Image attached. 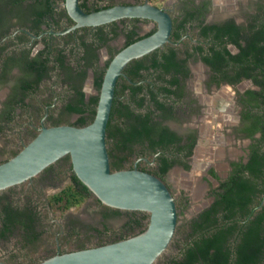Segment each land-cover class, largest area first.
<instances>
[{"label":"flooded vegetation","instance_id":"1","mask_svg":"<svg viewBox=\"0 0 264 264\" xmlns=\"http://www.w3.org/2000/svg\"><path fill=\"white\" fill-rule=\"evenodd\" d=\"M145 1L80 0V5L84 10L94 11L119 3ZM149 1L165 7L171 14L173 30L170 40L149 54L132 60L125 67L117 85L122 88L129 82L132 87H142L138 91V98H128L132 108L138 109L139 99L144 97L141 110L155 109V118L160 125L169 127L178 137L172 150L160 149L152 157L137 156L132 164L127 163L125 167H137L157 175L156 168L161 163L158 160L161 153H165L169 160L173 161L163 180L176 197L180 224L183 208L195 203L202 204L203 208L197 214L208 208L216 199V193L222 190V183L233 173L237 164H247L254 149L264 151V132L260 126L263 124V119L260 118L264 114L263 97L248 93H258L262 91V86L252 77L245 75L237 81L232 80L237 76L239 65L231 62V58L224 52V60L216 61L211 49L215 45V49L225 51L226 48L231 54H238L241 48L230 39L229 34L222 35L221 39L215 38L218 28L227 27L230 23L235 24L241 30L240 43L245 46L246 40L243 36L251 34L252 29L260 28L264 22V0H167V3L161 5L155 0ZM13 7L8 0H0V135L7 131L11 137L9 146L6 150L3 149L7 158L12 157L19 147L22 148L31 141L43 126L74 124L80 114L68 113L67 105L71 101L76 102L80 92L85 94V102H89L92 96L99 93L95 86L97 69L102 70L108 62L110 63L121 49L129 45L130 39L143 38L157 29L155 21L134 17L99 26H81L68 30L75 21L67 11L65 0H24L21 6L15 8V14L12 13ZM31 8H34V12L40 9L46 12L44 15L32 13ZM205 27H209V30L207 35L202 36ZM81 39L91 44L80 47L78 54L79 47L73 51L72 47L80 45ZM169 45L175 48V59L179 62L176 70L148 67V70L141 69L137 80L133 74H127V67L133 66L135 60L141 59L144 64L150 66L152 55L157 53L158 49L164 51ZM199 45L203 46L202 50L198 49ZM56 48L64 50L66 62H70L72 69L61 68L54 56L58 51H55ZM206 55L216 61L217 67L205 59ZM46 57L48 70L46 72L43 69L45 76L37 85L34 84L36 88H26V81L37 77V70H31L30 63L36 60L37 67L38 60H45ZM132 90L131 87L128 88L127 93ZM155 95L163 104L162 107L156 108L153 100ZM23 97L26 104L24 106L21 100ZM11 102L16 112L12 118L9 117V112H12L9 106ZM23 112H26L29 120L21 124ZM72 116L73 119L66 120ZM35 117L40 118L38 123L35 122ZM65 160L66 157L55 162L39 175L52 171L45 178L49 179L56 171L61 170ZM173 170L190 179L189 183L203 186L197 199L185 186L178 193L174 192L168 180ZM68 172L71 182L72 172ZM37 176L28 180V185L33 186ZM43 185L40 184V188ZM66 185L55 192L62 190ZM37 192L39 199L28 203L23 200H11L15 197L4 193V190L0 191V196L6 197L3 202L13 206L16 211H27L25 206L32 204L30 208H33L31 211L36 214V220L41 218L44 211L47 212L48 220L57 228L54 255L66 252L59 241L60 236H83L86 235L84 231L89 228L96 235L101 234L102 227H107L109 212H114V208L96 198L98 203L95 206V215L92 213L90 217L85 218L82 213H72L73 210H81L93 200V197H89L80 206L71 207L58 218L55 213H61L55 211L47 199L52 193L39 190V187ZM121 211L127 214L136 210ZM36 220L34 223L37 232H44ZM100 224L103 226L100 227ZM119 231H108L109 240L122 239L125 233ZM87 246V242H80L76 249ZM16 258L17 262L0 259V264H26L29 261L28 256ZM45 258L47 257L38 258L33 264Z\"/></svg>","mask_w":264,"mask_h":264},{"label":"trees","instance_id":"2","mask_svg":"<svg viewBox=\"0 0 264 264\" xmlns=\"http://www.w3.org/2000/svg\"><path fill=\"white\" fill-rule=\"evenodd\" d=\"M23 1L8 0V3L14 5L12 13L15 14V8L21 6ZM85 5L86 1L84 2ZM30 12L44 15L46 11L40 9L38 12H34V8H31ZM252 27L255 28V25ZM208 30L209 27H205L201 35H207ZM250 32L251 34L243 36L246 45L242 46L239 27L233 23H230L227 27H220L215 38L221 39L223 38L222 35L227 33L231 37L230 39L240 46L241 51L234 55L226 48H224L225 51L215 49V45L211 49L214 52L216 61L224 60V53H227L231 58L230 61L239 65L237 76L232 80L237 81L242 75H245L252 77L259 83L262 86V91L258 93L249 91L248 93L255 97L261 95L264 102V22H262L260 28L252 29ZM137 39H130L128 44ZM89 44L91 42L81 39L80 45H74L72 51L74 48L79 47L77 50L79 54L80 47ZM198 49L202 50L203 46L199 45ZM55 51L57 53L54 56L61 68L72 69L70 62H66L64 50L56 48ZM156 52L152 55L150 66L144 64L141 59H137L133 66L127 67V74H133L135 80H137L139 74L141 75V69L148 70V67H162L168 71L176 70L179 62L175 59L174 47L169 45L164 51L158 49ZM205 59L217 67L216 61L212 58L210 59L206 55ZM45 60L39 59L37 67H35L36 60L30 63V69L37 70V77L31 79L32 81L27 80L26 88H36L35 86L39 80L41 81V78L45 76L46 73H43V69L47 72L48 57ZM108 64L109 62L102 70L97 69L95 86L98 91L101 89ZM55 67H57V64H55ZM130 87L134 93L130 91L128 94L127 89ZM140 89L142 87H132L129 82L125 83L122 88L116 86L107 129L108 150L111 166L114 170L126 168L125 165L127 163L132 164L137 156L152 157L160 149L172 150V146H176L177 134L169 127L160 125V122L155 118V109L141 110L145 100L144 97L139 99L138 109L132 108L130 100H135V96L138 98ZM84 98L85 94L80 92L78 100L76 102L71 101L67 105L68 113L80 114V117L74 123L75 125L84 126L90 123L96 114L99 93L92 96L89 102H85ZM21 100L24 102V97ZM153 100L156 108L162 107L163 104L159 101L157 95L153 96ZM12 102L9 103L12 111L9 112L11 118L16 115L15 106L12 105ZM24 105H26L25 102ZM260 118L263 119V124L260 126L264 132V114ZM22 148L14 152L12 156L16 155ZM66 160L69 161L70 157L66 156ZM158 160L161 163L156 168V174L164 179V174L173 161L169 160L165 153H161ZM69 170L72 172V181L62 190L47 197L51 207L61 214L66 213L73 206H80L89 197L97 198L91 189L76 175L71 162ZM16 188L13 186L5 189L4 193H9L15 197L11 200H22L21 197L15 196L16 192L14 191ZM221 188L222 190L216 193L214 202L190 220L186 225V230L180 228L176 231L172 242L176 243L177 251L162 264H264V151L259 152V150L254 149L251 160L247 164H237L233 173L222 183ZM4 198L6 197L0 196V203H5L3 202L5 201ZM25 207L27 211H16L10 204L0 205V244L20 236L25 247L39 238L41 233L37 232L35 228L36 214L31 211L33 209L30 208L32 204ZM113 210L115 213L122 212L121 209L114 208ZM127 215L129 218L119 231L125 233L123 238L143 231L148 225L150 216L149 213L144 211H133L127 213ZM36 221H39V218ZM178 235L180 236L176 240ZM115 240L117 239H112V241ZM107 242H111V240ZM16 256L26 257L27 255L24 252L23 255L18 252Z\"/></svg>","mask_w":264,"mask_h":264},{"label":"water","instance_id":"3","mask_svg":"<svg viewBox=\"0 0 264 264\" xmlns=\"http://www.w3.org/2000/svg\"><path fill=\"white\" fill-rule=\"evenodd\" d=\"M75 24L99 26L123 18H146L157 23L152 34L121 49L108 64L93 120L79 126L63 123L43 126L14 156L0 162V191L20 185L53 163L70 157L76 175L105 205L149 213L147 227L137 234L97 246L57 253L35 264H154L172 242L178 224L176 197L159 176L135 168L112 169L107 143L116 86L125 67L170 40L173 19L165 7L149 0L119 3L86 11L80 0H65Z\"/></svg>","mask_w":264,"mask_h":264},{"label":"rangeland","instance_id":"4","mask_svg":"<svg viewBox=\"0 0 264 264\" xmlns=\"http://www.w3.org/2000/svg\"><path fill=\"white\" fill-rule=\"evenodd\" d=\"M156 1V0H155ZM157 3L159 5L167 3V0H157ZM89 82L92 83V79L89 78ZM22 119H20L21 124L27 123L29 120L28 117H26V112H23L21 114ZM73 119L72 117L66 118V120ZM36 120L35 122L38 123L40 118L35 117ZM12 130V129H9ZM10 136L8 132L6 131L5 133L0 135V162L7 160L8 158L6 155L3 153V149L6 150V148L10 144ZM20 148V147H19ZM18 148V150H19ZM66 163L60 167L61 170L54 171L55 174L50 176L49 179H45L46 177L49 176V173H52V171L44 174V175H38L37 176V181L35 180L33 186L28 185V182H24V184L16 188L14 192H16L15 196L21 197V199L28 203L29 201H34L38 200V187L39 190L43 189L44 192L47 193H54L58 189H60L62 186L66 185L67 183L70 182V177H69V167H70V160H65ZM57 170V169H56ZM197 173V172H195ZM168 180L172 187L174 188V192L178 193L180 189L185 186L188 190L191 191L193 197L197 199L200 194L203 186L200 184H194V183H189L188 181L190 179H187L185 176H182L178 171L173 170L171 171ZM42 183H40V182ZM35 184H37L35 188ZM40 184H44L43 187L40 188ZM194 188H198L200 191L198 195L195 193ZM97 200L95 197H93V200L90 201L88 204H85L84 208H81V210H73L72 213L79 215V213H82L83 217L88 218L92 215V213L95 215V206L97 205ZM34 205V204H33ZM203 205L202 204H194L190 205L187 208H183V211L181 212V217H180V227L178 229L183 228L186 230V225L189 222V219L194 217L200 210H202ZM98 212V211H97ZM110 214L108 215L107 219V227H104L103 225L100 224V227H102V233L96 235L95 233L87 229V231H84L86 235L84 234L83 236H76L74 234L72 235H63L60 236V243L62 248H64L67 251H72V250H77L76 248L79 246L80 242H87L88 246L87 247H92V246H97L100 244L107 243L110 239V233L108 231H118L120 230L124 224L128 220V215L124 212L121 213H115V212H109ZM62 214L55 213L56 217H61ZM99 215V213L97 214ZM38 223L40 224V228L44 232H40L39 238L32 242L29 243L24 247V243L21 241L20 236H16L12 238L11 241L9 242H1L0 244V259H8L11 260L12 262H17L18 259L16 258V254L18 252L20 253H25L29 261L26 264H33L38 258H43V257H50L54 255L55 249H56V225H54L53 222H50L48 220V214L47 212H43V215L39 219ZM51 229L50 231H47V229ZM177 229V230H178ZM176 230V231H177ZM113 236V235H111ZM180 235L176 237V240H178ZM177 242V241H175ZM24 247V248H23ZM86 248V247H83ZM177 251V245L174 242H171L167 250L157 259V261L154 264H162L164 261H166L168 258H170L172 255H174ZM31 259V260H30ZM10 261V262H11Z\"/></svg>","mask_w":264,"mask_h":264},{"label":"bare ground","instance_id":"5","mask_svg":"<svg viewBox=\"0 0 264 264\" xmlns=\"http://www.w3.org/2000/svg\"><path fill=\"white\" fill-rule=\"evenodd\" d=\"M205 153L207 154V152H205ZM205 153H204V154H205ZM211 156H212V155H211ZM187 179H188V178H187ZM189 181H190V180H189ZM194 191H195V193L198 195V193H199L200 190H199L198 188H194Z\"/></svg>","mask_w":264,"mask_h":264},{"label":"crops","instance_id":"6","mask_svg":"<svg viewBox=\"0 0 264 264\" xmlns=\"http://www.w3.org/2000/svg\"><path fill=\"white\" fill-rule=\"evenodd\" d=\"M156 2H157V0H156Z\"/></svg>","mask_w":264,"mask_h":264}]
</instances>
